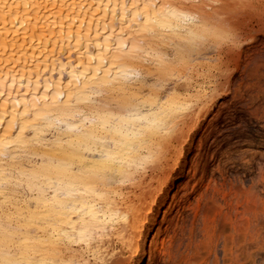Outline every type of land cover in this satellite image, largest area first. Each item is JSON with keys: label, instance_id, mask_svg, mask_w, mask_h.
<instances>
[{"label": "bare ground", "instance_id": "bare-ground-1", "mask_svg": "<svg viewBox=\"0 0 264 264\" xmlns=\"http://www.w3.org/2000/svg\"><path fill=\"white\" fill-rule=\"evenodd\" d=\"M209 1L0 0V264H177L204 239L201 204L223 187L211 162L239 145L222 112L170 156L185 101L129 117L112 103L170 71L169 44L219 36Z\"/></svg>", "mask_w": 264, "mask_h": 264}, {"label": "rangeland", "instance_id": "rangeland-1", "mask_svg": "<svg viewBox=\"0 0 264 264\" xmlns=\"http://www.w3.org/2000/svg\"><path fill=\"white\" fill-rule=\"evenodd\" d=\"M207 10V19L220 29L219 36L186 38L181 47L194 48L190 54L176 51L174 44L166 46L170 71L163 77L146 73L135 93L120 104L113 102L112 110L126 117L146 115L153 105L170 108L173 100L185 101L187 107L171 113L176 128L170 135V156L174 146L185 144L190 134L187 143L192 142L197 131L204 132L206 122L222 112L219 121L227 123L223 138L230 144L237 140L239 145H229L221 151L222 159L211 162L210 174L214 172L223 186L221 201L202 202L205 237L197 238L177 264H264V0H210ZM173 93L177 99L171 97ZM206 109L207 116H199V111ZM74 162L78 166V161ZM139 174L136 172L137 181ZM36 191L24 188L18 199L22 205L18 216H25L26 205L33 203ZM51 231L54 234L55 229ZM66 243L78 254V242ZM84 255L92 260L89 254Z\"/></svg>", "mask_w": 264, "mask_h": 264}, {"label": "snow or ice", "instance_id": "snow-or-ice-1", "mask_svg": "<svg viewBox=\"0 0 264 264\" xmlns=\"http://www.w3.org/2000/svg\"><path fill=\"white\" fill-rule=\"evenodd\" d=\"M29 7H31V5H29ZM13 15H15V13H13ZM16 27H20V21L19 20H17L16 24L13 26V31L15 30Z\"/></svg>", "mask_w": 264, "mask_h": 264}]
</instances>
